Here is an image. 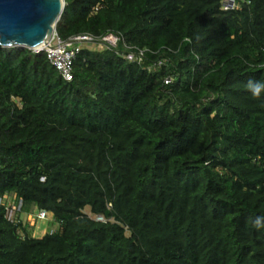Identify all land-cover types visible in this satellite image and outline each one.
<instances>
[{"label":"trees","instance_id":"trees-1","mask_svg":"<svg viewBox=\"0 0 264 264\" xmlns=\"http://www.w3.org/2000/svg\"><path fill=\"white\" fill-rule=\"evenodd\" d=\"M222 2L64 0L61 39L120 37L71 80L0 46V264H264V0Z\"/></svg>","mask_w":264,"mask_h":264},{"label":"water","instance_id":"water-1","mask_svg":"<svg viewBox=\"0 0 264 264\" xmlns=\"http://www.w3.org/2000/svg\"><path fill=\"white\" fill-rule=\"evenodd\" d=\"M64 0H0V46L36 49L46 43Z\"/></svg>","mask_w":264,"mask_h":264},{"label":"built area","instance_id":"built-area-1","mask_svg":"<svg viewBox=\"0 0 264 264\" xmlns=\"http://www.w3.org/2000/svg\"><path fill=\"white\" fill-rule=\"evenodd\" d=\"M223 8L228 9L234 6V0H222ZM120 39L114 33H106L103 36L97 38L90 34H78L69 37L68 39H61L55 29L53 30L46 43L42 46L33 49L34 52L44 51L46 57L50 64H52L56 70L65 78L66 80L72 79V63L75 59L76 54L81 48L82 43H100L101 45L115 48L118 40ZM144 50L135 49L134 51H129L125 54V57L129 60L140 59L143 56ZM0 198V202H1ZM20 208V202L17 205H11L6 210V215L8 219L14 218V212L18 211ZM38 218H44V211H38L36 214Z\"/></svg>","mask_w":264,"mask_h":264},{"label":"rangeland","instance_id":"rangeland-1","mask_svg":"<svg viewBox=\"0 0 264 264\" xmlns=\"http://www.w3.org/2000/svg\"><path fill=\"white\" fill-rule=\"evenodd\" d=\"M88 44L89 43H82L81 45L84 46ZM3 200L8 201L9 200L8 195H5L3 197ZM84 212L88 213L90 216H93L92 214H90L88 207L84 208ZM34 216L35 214H31L30 216L24 213L21 214V217L29 223V226H32L33 228L32 233L35 236L41 235L42 231L46 232V231L54 230L57 227V223L48 214H46L44 219L34 220Z\"/></svg>","mask_w":264,"mask_h":264},{"label":"clouds","instance_id":"clouds-1","mask_svg":"<svg viewBox=\"0 0 264 264\" xmlns=\"http://www.w3.org/2000/svg\"><path fill=\"white\" fill-rule=\"evenodd\" d=\"M258 92H259V89H255L254 92H253V94L254 95H258Z\"/></svg>","mask_w":264,"mask_h":264},{"label":"bare ground","instance_id":"bare-ground-1","mask_svg":"<svg viewBox=\"0 0 264 264\" xmlns=\"http://www.w3.org/2000/svg\"><path fill=\"white\" fill-rule=\"evenodd\" d=\"M40 46H42V44H41V45H39L38 47H40Z\"/></svg>","mask_w":264,"mask_h":264}]
</instances>
